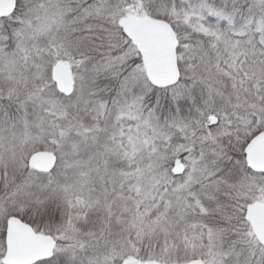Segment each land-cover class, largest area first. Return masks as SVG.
I'll use <instances>...</instances> for the list:
<instances>
[{
    "label": "snow or ice",
    "instance_id": "6c2138e0",
    "mask_svg": "<svg viewBox=\"0 0 264 264\" xmlns=\"http://www.w3.org/2000/svg\"><path fill=\"white\" fill-rule=\"evenodd\" d=\"M0 264H264V0H0Z\"/></svg>",
    "mask_w": 264,
    "mask_h": 264
}]
</instances>
